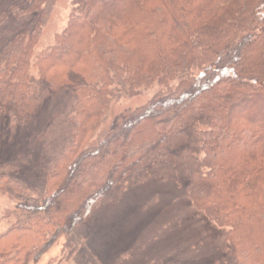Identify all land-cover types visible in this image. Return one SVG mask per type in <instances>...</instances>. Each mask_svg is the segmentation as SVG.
<instances>
[{
  "label": "trees",
  "instance_id": "obj_1",
  "mask_svg": "<svg viewBox=\"0 0 264 264\" xmlns=\"http://www.w3.org/2000/svg\"><path fill=\"white\" fill-rule=\"evenodd\" d=\"M53 2L9 10L37 18L0 48V114L11 105L16 123L32 116L33 67L49 91L76 96L71 146L46 171L40 196L0 176V191L24 213L0 236V264L36 261L128 182L183 176L195 207L227 229L233 264H264V0H72L66 28L34 58ZM114 81L130 92L157 83L164 93L77 156Z\"/></svg>",
  "mask_w": 264,
  "mask_h": 264
},
{
  "label": "rangeland",
  "instance_id": "obj_2",
  "mask_svg": "<svg viewBox=\"0 0 264 264\" xmlns=\"http://www.w3.org/2000/svg\"><path fill=\"white\" fill-rule=\"evenodd\" d=\"M26 1L0 0V12L4 13L0 48L16 32L35 23L36 12L19 16L9 13ZM71 8L72 0H54L33 48L34 58L52 46L55 35L66 28ZM29 75L38 96L32 116L16 123L11 105L0 114V176L26 183L37 197L43 192L46 171L71 146L73 124L69 117L76 96L67 87L49 91L39 83L33 67ZM159 93H164V86L157 83L130 92L127 86L114 81L108 87V107L100 118L90 121L79 140L77 156L96 147L116 120L147 105ZM189 184L184 176L176 181L147 178L139 183L128 182L116 202L97 204L82 224L71 233L58 235L39 259L27 264H233L225 237L227 229L215 225L195 207L188 193ZM16 205V199L0 191V236L24 214ZM8 256L1 259L15 258L13 254Z\"/></svg>",
  "mask_w": 264,
  "mask_h": 264
}]
</instances>
